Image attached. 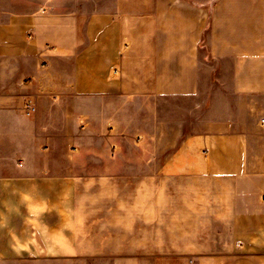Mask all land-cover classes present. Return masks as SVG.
I'll return each instance as SVG.
<instances>
[{
  "label": "crops",
  "instance_id": "1",
  "mask_svg": "<svg viewBox=\"0 0 264 264\" xmlns=\"http://www.w3.org/2000/svg\"><path fill=\"white\" fill-rule=\"evenodd\" d=\"M72 1L0 0V264H264V0ZM144 98L191 119L116 175Z\"/></svg>",
  "mask_w": 264,
  "mask_h": 264
},
{
  "label": "rangeland",
  "instance_id": "2",
  "mask_svg": "<svg viewBox=\"0 0 264 264\" xmlns=\"http://www.w3.org/2000/svg\"><path fill=\"white\" fill-rule=\"evenodd\" d=\"M61 1V3H65V0ZM71 3L86 5L92 11L98 4L112 5L114 0H73ZM193 105V100H173L169 101L168 109L164 110L152 108L151 103L144 98L138 99V105L135 107L121 109L118 131L115 133V138L118 141L106 149L109 156L105 157V164L115 165L116 168H119L121 172L116 173V175L137 177L161 175V165L175 151L173 146L177 143L178 138L177 123L191 119L190 113L194 108ZM166 116L167 130H162L161 121L164 122ZM116 148H118V153L113 155ZM57 264L118 263L113 259L88 258L74 259L70 262Z\"/></svg>",
  "mask_w": 264,
  "mask_h": 264
},
{
  "label": "built area",
  "instance_id": "3",
  "mask_svg": "<svg viewBox=\"0 0 264 264\" xmlns=\"http://www.w3.org/2000/svg\"><path fill=\"white\" fill-rule=\"evenodd\" d=\"M35 111V108L33 107V105H28V112H34ZM262 200L264 202V193H263V196H262Z\"/></svg>",
  "mask_w": 264,
  "mask_h": 264
}]
</instances>
